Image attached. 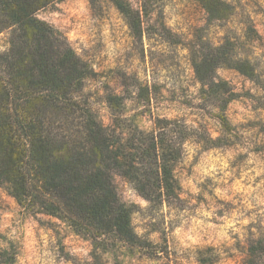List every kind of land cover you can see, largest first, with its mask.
<instances>
[{
  "label": "rangeland",
  "instance_id": "obj_1",
  "mask_svg": "<svg viewBox=\"0 0 264 264\" xmlns=\"http://www.w3.org/2000/svg\"><path fill=\"white\" fill-rule=\"evenodd\" d=\"M225 1L234 14L218 23L198 0H58L38 12L92 67L86 92L105 126L114 125L107 96L116 94L123 96L126 121L143 131L167 118L200 133L185 145L174 170L180 200L151 203L127 178L115 176L122 201L133 209L134 229L154 247L96 250L58 218L27 213L0 186V264H202L200 258L260 264L255 244L264 236V0ZM118 2L140 20L142 41ZM9 36L0 34V52L8 50ZM209 44H223L229 58L216 77L236 94L227 107L232 132H223L201 109L193 57ZM245 61L252 77L227 65Z\"/></svg>",
  "mask_w": 264,
  "mask_h": 264
},
{
  "label": "trees",
  "instance_id": "obj_2",
  "mask_svg": "<svg viewBox=\"0 0 264 264\" xmlns=\"http://www.w3.org/2000/svg\"><path fill=\"white\" fill-rule=\"evenodd\" d=\"M56 1L0 0V34L10 31L9 48L0 52V186L24 211L58 218L96 250L150 249L153 243L133 227V209L122 201L115 176L123 175L151 203L180 200L174 170L200 129L156 118L154 129L143 131L126 121L123 96L116 94L107 96L114 125L105 126L86 92L92 67L37 15ZM198 1L211 22L234 14L225 0ZM117 4L142 41L140 20L130 7ZM222 49L223 44L200 47L193 66L201 109L227 133L233 129L227 107L236 94L216 77L229 59ZM227 65L250 77L254 73L247 61ZM255 248L264 264V236Z\"/></svg>",
  "mask_w": 264,
  "mask_h": 264
}]
</instances>
